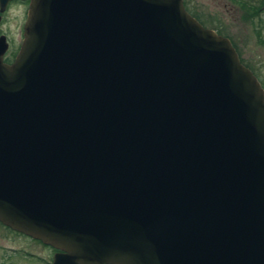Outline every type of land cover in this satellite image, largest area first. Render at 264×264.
<instances>
[{"label":"water","instance_id":"water-1","mask_svg":"<svg viewBox=\"0 0 264 264\" xmlns=\"http://www.w3.org/2000/svg\"><path fill=\"white\" fill-rule=\"evenodd\" d=\"M3 42L2 227L52 264H264V90L228 39L181 0H29Z\"/></svg>","mask_w":264,"mask_h":264},{"label":"rangeland","instance_id":"rangeland-1","mask_svg":"<svg viewBox=\"0 0 264 264\" xmlns=\"http://www.w3.org/2000/svg\"><path fill=\"white\" fill-rule=\"evenodd\" d=\"M189 14L204 28L218 32L235 46L239 62L253 72L264 90V46L257 43L256 32L264 36V12L258 18L249 21L242 18V12L235 0H183ZM17 7L9 12L11 21L2 27L11 33L10 49L6 59L9 61L16 53L18 20L13 17ZM262 27V29H261ZM264 38V37H263ZM19 40V39H18ZM231 44V43H230ZM232 46V45H231ZM46 255V252L43 255Z\"/></svg>","mask_w":264,"mask_h":264},{"label":"flooded vegetation","instance_id":"flooded-vegetation-1","mask_svg":"<svg viewBox=\"0 0 264 264\" xmlns=\"http://www.w3.org/2000/svg\"><path fill=\"white\" fill-rule=\"evenodd\" d=\"M28 3L29 0H0V40L4 38L5 51L2 62L5 64H10L13 61L18 49L8 61L6 57L10 49L9 38H11V33L8 30H2V27L11 21L12 16H9V12L17 7L18 11L16 10L13 17L19 22L17 41L20 45ZM45 252L46 255H43ZM53 255L65 257L66 253L44 245L39 241L10 232L8 227H2L0 223V264H52Z\"/></svg>","mask_w":264,"mask_h":264},{"label":"trees","instance_id":"trees-1","mask_svg":"<svg viewBox=\"0 0 264 264\" xmlns=\"http://www.w3.org/2000/svg\"><path fill=\"white\" fill-rule=\"evenodd\" d=\"M235 1L238 4L239 9L242 12L241 13L242 14V18L245 19V20H247V21H249V23L252 22L253 19L258 18L259 13L264 12V9H262V5L264 3V0H235ZM182 5H183L184 10L189 14V12L187 11L186 6H185V3H184L183 0H182ZM261 29H262V27H261ZM215 33L216 34H219L218 32H215ZM256 35H257V39H256L257 40V43H259V44H261V45L264 46V38H263L264 36H261L260 37L259 36L260 35L259 32L258 33L256 32ZM230 43H231L232 47H234V49H235L234 44L232 42H230ZM244 67H246V66H244ZM250 72L257 79V81L259 82V84L261 86L262 84H261L259 78H257L255 76V74H253L252 71H250ZM261 88L263 89L262 86H261Z\"/></svg>","mask_w":264,"mask_h":264}]
</instances>
